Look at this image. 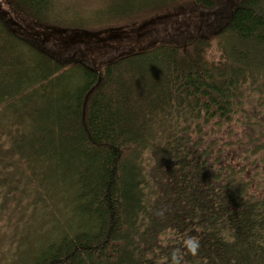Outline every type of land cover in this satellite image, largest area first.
<instances>
[{
  "label": "trees",
  "instance_id": "16d2710c",
  "mask_svg": "<svg viewBox=\"0 0 264 264\" xmlns=\"http://www.w3.org/2000/svg\"><path fill=\"white\" fill-rule=\"evenodd\" d=\"M7 1L62 31L174 5L187 23L86 62L0 10V264H264V184L223 138L252 94L264 107V0H129L93 20Z\"/></svg>",
  "mask_w": 264,
  "mask_h": 264
},
{
  "label": "rangeland",
  "instance_id": "374dc122",
  "mask_svg": "<svg viewBox=\"0 0 264 264\" xmlns=\"http://www.w3.org/2000/svg\"><path fill=\"white\" fill-rule=\"evenodd\" d=\"M126 1L129 0H57L55 9H63L72 12V14H76L81 10L83 12L81 15L85 20H93L96 19V12L99 10L106 11L112 6L124 7ZM181 2L193 5L188 3V0H180ZM127 3L131 4V2ZM232 4L230 7H232ZM178 6H171L163 12H158L156 15L150 14L146 18L140 16L135 24L118 23L116 26L109 25L111 27L105 26L94 30L62 31L47 25H41L34 19L14 10L7 0H0V10L14 28L26 31L37 39H51L58 44L64 41L65 43L80 42L83 44L85 51V55L81 59L86 62L96 60L119 48L134 53L146 51L155 46L154 42L158 40L155 38V34L160 35L165 31L168 32L166 29L172 24L180 27L181 23H187L186 21L182 22L187 16V11L183 9L185 6L180 7V9L177 8ZM177 23L180 24L177 25ZM216 50V44L214 43L212 49L208 51L210 59L218 57ZM258 100L259 96L257 94H252L248 98L245 103V113L239 115L236 122L224 130L223 138L227 142H232L227 148L228 158L225 160L243 165L245 173L254 179L255 184H264V150L255 151L257 145L264 143V107L259 106ZM262 188L264 190V187ZM46 223H48L47 219Z\"/></svg>",
  "mask_w": 264,
  "mask_h": 264
}]
</instances>
